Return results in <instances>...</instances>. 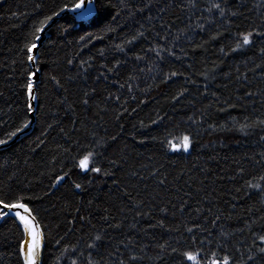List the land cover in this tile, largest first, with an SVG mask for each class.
<instances>
[{
    "label": "trees",
    "instance_id": "1",
    "mask_svg": "<svg viewBox=\"0 0 264 264\" xmlns=\"http://www.w3.org/2000/svg\"><path fill=\"white\" fill-rule=\"evenodd\" d=\"M81 2L0 0L5 143L31 120L27 46L48 26L35 123L0 148V200L41 224L42 264H264V0L62 13ZM24 238L0 222V264H25Z\"/></svg>",
    "mask_w": 264,
    "mask_h": 264
},
{
    "label": "water",
    "instance_id": "2",
    "mask_svg": "<svg viewBox=\"0 0 264 264\" xmlns=\"http://www.w3.org/2000/svg\"><path fill=\"white\" fill-rule=\"evenodd\" d=\"M80 5H81L80 8H75V7L66 8L62 13L73 14L76 16L77 19L81 20V19L91 18L96 11L94 0H82ZM47 29H48V26H46L44 28V30L42 31V36L38 39L37 47L33 49V53H32V55L34 56V60L31 61L32 68L34 69V74L32 76L33 88L31 90V94H29V96H30V108H31V113H30L31 120L28 123V125L23 130L18 132L10 142L1 144L0 148L9 145L12 142H15L16 140L20 139L24 135L28 134L32 130L33 125L35 123V120H36L35 109H36V103H37L36 86H37V82L39 79V71L37 69L35 60H36L38 48L42 45V43L46 39L45 38L46 37L45 32L47 31ZM28 210H29L28 212H25L23 209H11V210H9V209H5L3 207V205H0V211L5 213L4 215H0V222L6 217H13V218L17 219L23 225V222L16 215V212L20 211V213L22 215H25L31 221V223L35 226V230L40 233L39 256L36 259V264H42L43 263V257H44V249H45L44 232H43L41 224L39 223V221L37 220V218L35 217V215L33 214V212L31 211V209L29 207H28ZM23 227H24V225H23ZM24 231H25V238H24L23 243L30 239V237L28 235V230H26L24 228ZM23 258H24V262H25V255L24 254H23Z\"/></svg>",
    "mask_w": 264,
    "mask_h": 264
},
{
    "label": "snow or ice",
    "instance_id": "3",
    "mask_svg": "<svg viewBox=\"0 0 264 264\" xmlns=\"http://www.w3.org/2000/svg\"><path fill=\"white\" fill-rule=\"evenodd\" d=\"M73 7L75 8H80L81 5L80 4H75L73 5ZM217 7H219L217 5ZM50 19V17H46L45 18V21L42 22V25L43 23H46L47 20ZM42 25H41V28H42ZM41 28H36V32L39 33L41 31ZM243 36V44H249L250 43V37L252 36V33H246V34H242ZM37 37H33V42L31 44H29L27 46V52L29 53L27 59L29 61H32L34 60V56L32 55L33 53V49L37 47V44L35 43ZM242 45L241 44H237V48L241 47ZM262 51H264V49H262ZM29 80H28V83H27V89L29 90V94H31V90L33 88V84H32V73H29ZM87 101H85L86 103ZM17 131H20V129L18 128ZM184 144H183V147L185 149L188 148L189 146V137L188 136H185L184 138ZM5 143V141L3 140H0V144H3ZM93 154L91 152L87 153L86 155H84L80 161H79V166L82 168V169H87L88 166H89V158L92 156ZM92 171L94 172H100L101 169L100 168H93L91 169ZM62 177H59L57 176L56 177V180L59 181L61 180ZM76 188H80L81 185L80 184H76L75 185ZM20 200L23 199V197H20L19 198ZM0 205H3V207L5 209H23L25 212H28V206L27 204L25 203H20V202H17V203H5L3 200H0ZM5 213L0 211V215H4ZM16 215L19 217V219L23 222V225H24V228L26 230H28V235L30 237V239L24 243L21 244V252L25 255V264H36V259L37 257L39 256V246H40V233L38 231L35 230V226L31 223V221L25 216V215H22L20 213V211H17L16 212ZM261 240H264V236H261L260 237ZM261 252H264V248L260 249ZM185 256L189 259V260H192L194 259L193 255L191 253H185ZM225 261H227L228 257H225L224 258Z\"/></svg>",
    "mask_w": 264,
    "mask_h": 264
},
{
    "label": "bare ground",
    "instance_id": "4",
    "mask_svg": "<svg viewBox=\"0 0 264 264\" xmlns=\"http://www.w3.org/2000/svg\"><path fill=\"white\" fill-rule=\"evenodd\" d=\"M44 30V29H43ZM41 36H42V33H41ZM45 38H47V36L45 37ZM46 40V39H45ZM45 42V41H44ZM34 74V73H33ZM33 76V75H32ZM38 81H39V79H38ZM37 85H38V82H37ZM37 87V86H36Z\"/></svg>",
    "mask_w": 264,
    "mask_h": 264
}]
</instances>
